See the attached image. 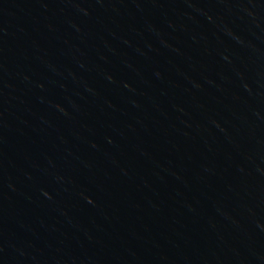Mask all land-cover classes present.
<instances>
[{
	"label": "water",
	"instance_id": "water-1",
	"mask_svg": "<svg viewBox=\"0 0 264 264\" xmlns=\"http://www.w3.org/2000/svg\"><path fill=\"white\" fill-rule=\"evenodd\" d=\"M0 264H264V0H0Z\"/></svg>",
	"mask_w": 264,
	"mask_h": 264
}]
</instances>
